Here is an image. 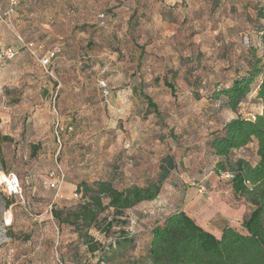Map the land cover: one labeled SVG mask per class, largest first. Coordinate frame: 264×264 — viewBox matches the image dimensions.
Wrapping results in <instances>:
<instances>
[{"label": "rangeland", "instance_id": "obj_1", "mask_svg": "<svg viewBox=\"0 0 264 264\" xmlns=\"http://www.w3.org/2000/svg\"><path fill=\"white\" fill-rule=\"evenodd\" d=\"M15 1L10 12L0 0V47L18 50L0 61V264H133L153 225L180 209L216 236L225 224L243 230L250 206L214 171L207 140L261 111L255 92L237 111L214 95L263 54L264 0ZM166 157L176 167L160 195L111 228L106 211L90 230L95 251L54 218L79 202L82 181L143 186ZM232 157L255 162V142Z\"/></svg>", "mask_w": 264, "mask_h": 264}, {"label": "trees", "instance_id": "obj_2", "mask_svg": "<svg viewBox=\"0 0 264 264\" xmlns=\"http://www.w3.org/2000/svg\"><path fill=\"white\" fill-rule=\"evenodd\" d=\"M259 33L264 39V27ZM167 85L173 90L170 83ZM253 92L254 101L259 103L261 111L254 118L238 115L207 140L208 150L218 158L214 171L218 175H229L233 193L243 197L250 206L248 216L241 222L243 230L226 225L216 236L184 210H176L163 222L153 225L145 257L133 264H264V51L262 55L254 53L248 70L235 77L229 85L218 88L214 97L223 100V108L237 111ZM146 99L155 106L149 96L146 95ZM252 142L256 144L255 162L244 157H232L235 150ZM36 148L33 145V155ZM175 167L174 160L166 157L160 165L157 179L143 186L133 184L118 188L112 179L82 181L77 186L82 193L79 202L68 209H54V218L59 224L73 227L91 251H95L90 230L99 223L102 215L112 210L107 223L111 228L127 209L155 200ZM5 200L3 209L7 210L14 199L6 197ZM5 228L10 230L11 225ZM115 245L123 246L125 243L116 240Z\"/></svg>", "mask_w": 264, "mask_h": 264}, {"label": "built area", "instance_id": "obj_3", "mask_svg": "<svg viewBox=\"0 0 264 264\" xmlns=\"http://www.w3.org/2000/svg\"><path fill=\"white\" fill-rule=\"evenodd\" d=\"M15 3H16V1L12 0L10 12L13 11L12 5ZM3 15H6V13L3 12V9L0 6V19L3 18ZM18 39H19L20 43H22L23 46L26 48V50H28L33 56H35V57L38 56V50L35 48V44L33 42H27L21 36H19ZM17 53H18V50L16 49V47H12V46L0 47V61H2L4 59H12L17 55ZM53 56H54V52H51L49 55L42 57L41 62L44 65H47ZM54 174L55 173H52L51 175H54ZM59 181H60V175L58 174V180L55 183H49V184L51 186L55 187L58 185ZM202 189L203 188H201L199 191L203 192Z\"/></svg>", "mask_w": 264, "mask_h": 264}, {"label": "crops", "instance_id": "obj_4", "mask_svg": "<svg viewBox=\"0 0 264 264\" xmlns=\"http://www.w3.org/2000/svg\"><path fill=\"white\" fill-rule=\"evenodd\" d=\"M199 209V208H198ZM219 211H220V214H224V209H222V208H220V209H218ZM185 211V210H184ZM186 212V211H185ZM189 214V213H188ZM189 215H191L192 217L194 216V215H192V213L191 214H189ZM195 218V217H194ZM198 222V221H197ZM199 223V222H198ZM201 226H203L205 229H207V230H209V231H211V229L210 228H208L207 226H205V225H203L202 223H199ZM227 225H229V224H227ZM224 226H226V224L224 225ZM223 226V227H224ZM222 230V229H221ZM221 234V233H220Z\"/></svg>", "mask_w": 264, "mask_h": 264}]
</instances>
